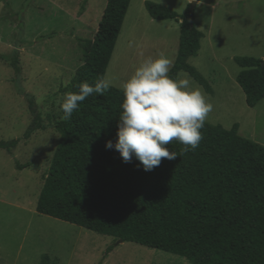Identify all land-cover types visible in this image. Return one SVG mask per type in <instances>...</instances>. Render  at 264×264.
<instances>
[{
    "label": "trees",
    "instance_id": "16d2710c",
    "mask_svg": "<svg viewBox=\"0 0 264 264\" xmlns=\"http://www.w3.org/2000/svg\"><path fill=\"white\" fill-rule=\"evenodd\" d=\"M88 0H83L84 12ZM8 8L7 0H0ZM130 0H107L94 37L78 39L83 55L68 92L82 82L104 77ZM189 7V6H188ZM148 16L179 24L178 49L170 76L186 73L206 94L212 89L188 60L200 50L204 34L188 22V8L179 15L145 1ZM19 77L18 54L0 56ZM239 67L235 81L248 108L264 99L262 59L234 57ZM123 91L111 87L80 103L68 120L53 126L59 138L40 190L35 211L99 235L134 243L185 259L189 264H264V146L238 135V125L226 130L205 122L203 139L194 151L173 140L175 160L161 159L144 171L133 157L124 163L119 152L106 149L117 140ZM32 122L22 138L3 141L10 154L21 140L44 130L33 98L28 97ZM29 164L16 169L23 170ZM111 248L107 250V253ZM39 264H52L48 255Z\"/></svg>",
    "mask_w": 264,
    "mask_h": 264
},
{
    "label": "rangeland",
    "instance_id": "374dc122",
    "mask_svg": "<svg viewBox=\"0 0 264 264\" xmlns=\"http://www.w3.org/2000/svg\"><path fill=\"white\" fill-rule=\"evenodd\" d=\"M150 1L183 15L190 0H130L105 76L112 87L123 82L146 57L163 52L174 62L179 24L151 19ZM194 1V0H193ZM107 0H7L0 2V56L18 54L20 76L0 60V139L22 138L32 122L28 97L33 98L44 130L21 140L10 154L0 149V264H189L185 259L134 243H121L35 211L37 199L59 135L60 103L76 69L83 63L78 39H92ZM216 5L212 14L209 6ZM203 6V7H202ZM193 24L204 34L200 50L188 60L209 83L213 105L206 123L229 130L264 146V99L248 108L235 78L234 57L262 59L264 0H204ZM16 164L28 168L16 169ZM111 251L107 253V250Z\"/></svg>",
    "mask_w": 264,
    "mask_h": 264
},
{
    "label": "clouds",
    "instance_id": "9594fccd",
    "mask_svg": "<svg viewBox=\"0 0 264 264\" xmlns=\"http://www.w3.org/2000/svg\"><path fill=\"white\" fill-rule=\"evenodd\" d=\"M195 3L200 7L204 0ZM172 66V59L161 52L156 57H146L136 67L122 85L124 99L117 140L105 143L106 149L119 152L124 163L135 157L144 171L159 166L162 158L176 159L177 152L166 147L173 140L184 146L181 154L194 151L203 139L200 130L213 110L206 94L186 74L184 78H180L181 74L169 75ZM111 87L112 81L106 77L98 78L94 84L82 82L78 92L63 96L62 119H70L89 96H103Z\"/></svg>",
    "mask_w": 264,
    "mask_h": 264
},
{
    "label": "water",
    "instance_id": "95a60500",
    "mask_svg": "<svg viewBox=\"0 0 264 264\" xmlns=\"http://www.w3.org/2000/svg\"><path fill=\"white\" fill-rule=\"evenodd\" d=\"M196 9V3L195 0L190 4L189 9H188V22L193 25V20H194V12ZM122 241L118 240V244H121Z\"/></svg>",
    "mask_w": 264,
    "mask_h": 264
},
{
    "label": "crops",
    "instance_id": "0c3cea01",
    "mask_svg": "<svg viewBox=\"0 0 264 264\" xmlns=\"http://www.w3.org/2000/svg\"><path fill=\"white\" fill-rule=\"evenodd\" d=\"M216 5L214 4V5H211V6H209V12H210V14H212V11H213V8L215 7ZM196 7H197V5H196ZM203 7V6H202ZM125 18V17H124ZM123 22H124V20H123ZM123 24V23H122ZM122 28V27H121ZM120 32H121V30H120ZM119 35H120V33H119ZM119 35H118V37H119ZM118 39V38H117ZM114 49H115V47H114ZM114 51V50H113ZM110 62V61H109ZM107 70V69H106ZM106 73V72H105Z\"/></svg>",
    "mask_w": 264,
    "mask_h": 264
}]
</instances>
